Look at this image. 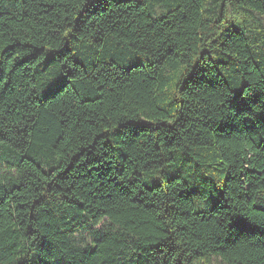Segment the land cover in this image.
Listing matches in <instances>:
<instances>
[{
	"label": "trees",
	"instance_id": "16d2710c",
	"mask_svg": "<svg viewBox=\"0 0 264 264\" xmlns=\"http://www.w3.org/2000/svg\"><path fill=\"white\" fill-rule=\"evenodd\" d=\"M0 264H264V0H0Z\"/></svg>",
	"mask_w": 264,
	"mask_h": 264
},
{
	"label": "rangeland",
	"instance_id": "374dc122",
	"mask_svg": "<svg viewBox=\"0 0 264 264\" xmlns=\"http://www.w3.org/2000/svg\"><path fill=\"white\" fill-rule=\"evenodd\" d=\"M87 236H88V233H79L78 234V236H77V242L79 243V244H82V242H84V238H87Z\"/></svg>",
	"mask_w": 264,
	"mask_h": 264
}]
</instances>
